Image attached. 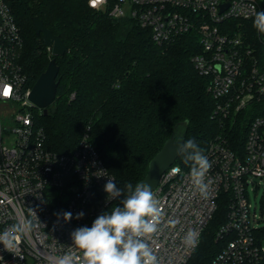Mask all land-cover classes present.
<instances>
[{"label": "built area", "instance_id": "2783aa9c", "mask_svg": "<svg viewBox=\"0 0 264 264\" xmlns=\"http://www.w3.org/2000/svg\"><path fill=\"white\" fill-rule=\"evenodd\" d=\"M95 10H109L114 18L135 20L149 29L160 45L198 36L200 51L192 58L198 73L209 80L208 92L217 101L214 117L221 121L264 96V50L242 33L232 32L231 21H253L264 11L262 0H89ZM23 37L5 0H0V233L32 219L39 227L21 236L17 247L4 250L0 264H57L71 255L85 264L72 244L71 232L90 227L94 219L114 207L104 191L113 179L89 134L72 154L46 146L45 132L35 122L32 88L21 64ZM264 47V36L261 34ZM7 90V94L5 91ZM16 135L15 145L4 143ZM212 164L205 176L208 194L194 185L190 170L173 174L174 164L153 191L163 216L158 231L145 237L159 264H188L218 210L221 198L231 197L227 221L220 227L221 251L211 264H264V235L252 212L248 189L264 179V116L252 121L243 151L233 150L226 136H218L204 153ZM33 209L34 216L29 209ZM71 212L72 219L62 214ZM84 216L77 219L78 213ZM60 214L59 216L56 214ZM176 221L173 226L170 221ZM195 230V248L183 243Z\"/></svg>", "mask_w": 264, "mask_h": 264}, {"label": "trees", "instance_id": "16d2710c", "mask_svg": "<svg viewBox=\"0 0 264 264\" xmlns=\"http://www.w3.org/2000/svg\"><path fill=\"white\" fill-rule=\"evenodd\" d=\"M5 1L23 37L21 64L29 86L33 89L53 59L60 67L49 114L33 110L47 148L72 154L89 134L119 188L129 182L139 184L150 161L174 133L185 132L186 141L195 140L203 154L223 135L240 153L252 121L264 116L262 96L227 120L214 117L217 101L208 92L209 80L192 62L200 51L196 35L160 45L135 20L95 10L89 0ZM35 17L64 41L68 47L64 56L55 57L43 35L35 33ZM253 21L234 20L230 26L232 32L242 33L254 47L264 50L262 33ZM175 164L183 171L191 169L182 154ZM230 200L228 194L221 198L188 264H211L221 251L218 232L227 221ZM260 231L264 235V228Z\"/></svg>", "mask_w": 264, "mask_h": 264}, {"label": "clouds", "instance_id": "9594fccd", "mask_svg": "<svg viewBox=\"0 0 264 264\" xmlns=\"http://www.w3.org/2000/svg\"><path fill=\"white\" fill-rule=\"evenodd\" d=\"M253 26L264 34V11L256 12ZM179 151L183 155V162L191 165L190 175L194 185L206 196L209 186L204 178L212 167L211 162L193 139L185 141ZM171 171L176 174L181 169L177 166ZM104 191L109 201L119 199V204L98 215L90 227H77L71 232L72 244L81 251L85 264H159L145 239L158 231L164 214L152 186L148 183L133 186L129 182L119 188L113 179L108 178ZM29 210L37 216L33 209ZM62 216L65 222L72 219L71 212H64ZM83 216L84 213L80 212L76 218ZM170 223L175 226L176 221ZM36 227L39 224H34L32 219H22L0 233V244L4 250L11 251L18 246L23 234ZM198 235L195 230H189L183 243L195 248ZM57 264H75V259L71 255H64L57 260Z\"/></svg>", "mask_w": 264, "mask_h": 264}, {"label": "water", "instance_id": "95a60500", "mask_svg": "<svg viewBox=\"0 0 264 264\" xmlns=\"http://www.w3.org/2000/svg\"><path fill=\"white\" fill-rule=\"evenodd\" d=\"M264 4V0H262ZM33 28L37 35H43L45 45L52 49V54L55 57H62L68 52V47L61 39L60 36L55 35L49 30L44 22L39 18L33 19ZM264 36V34H263ZM60 67L53 59L47 70L40 76L34 85L29 99L36 108L42 111L43 116L49 114V108L54 104L57 96L58 82ZM186 141V133H174L170 139H168L162 149L154 156L149 163V170L146 177L139 183H148L152 186L154 191L164 173L175 164L181 153L179 151L180 146Z\"/></svg>", "mask_w": 264, "mask_h": 264}, {"label": "rangeland", "instance_id": "374dc122", "mask_svg": "<svg viewBox=\"0 0 264 264\" xmlns=\"http://www.w3.org/2000/svg\"><path fill=\"white\" fill-rule=\"evenodd\" d=\"M35 112L42 114V111L39 108L34 109ZM16 135L6 134L4 137V143L8 147H13L15 145ZM249 198L252 205V212L256 213L259 217L258 225L261 228H264V179H259L257 181V186H250L248 189Z\"/></svg>", "mask_w": 264, "mask_h": 264}, {"label": "snow or ice", "instance_id": "6c2138e0", "mask_svg": "<svg viewBox=\"0 0 264 264\" xmlns=\"http://www.w3.org/2000/svg\"><path fill=\"white\" fill-rule=\"evenodd\" d=\"M5 94H7V90L5 91Z\"/></svg>", "mask_w": 264, "mask_h": 264}]
</instances>
